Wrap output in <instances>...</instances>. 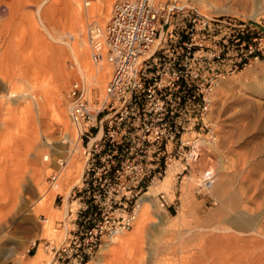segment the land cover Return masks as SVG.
Returning <instances> with one entry per match:
<instances>
[{
	"label": "rangeland",
	"instance_id": "obj_1",
	"mask_svg": "<svg viewBox=\"0 0 264 264\" xmlns=\"http://www.w3.org/2000/svg\"><path fill=\"white\" fill-rule=\"evenodd\" d=\"M41 1L0 0V95L7 94L12 88L17 92L16 96L3 98L4 103H9L11 108H14L12 113V110L7 113L5 109L0 108V119L9 118L8 120L11 123L7 128L8 132L5 130L6 133L10 132V134L3 132V136L0 130V141L1 139L2 142L4 141L3 143L0 142L3 145L2 150L0 144V190L3 185L9 184L16 178L18 179V176H29L32 168L36 165L43 167L42 191L52 189L50 175L57 167V159L65 156L68 148V144L62 142V136L67 133L70 139L73 134L76 137L74 127L69 120L68 110L65 112L66 120L64 124L57 123L53 114L54 111L49 110L44 118L47 125L42 123L40 126L34 123L31 113L26 109V107L32 109L30 99L25 96L30 89L21 83L20 74L28 73L30 76L37 77L38 79L36 78L35 82L45 86L44 88L47 91L50 90L49 93L52 95L51 91L53 92L54 87L57 86L56 77L58 72L64 71L67 73L69 78L62 86L66 106L69 105L66 96L67 89L71 82L77 80L74 76H71L74 64L68 51L58 43H54L45 34L38 22L39 20H37L35 11ZM84 1L87 0H77V6L82 11L86 9L83 4ZM99 1L104 2L106 5L109 4L110 15L114 0ZM176 1L179 3L186 1L188 6L185 7L194 6L207 16L249 20L264 28V12L259 11L260 13L257 15L249 17L242 15L247 11L252 14V11L260 7L261 0ZM49 2V5H53L57 9L55 13L57 20H63L64 1L49 0ZM41 14L44 24L50 25L53 21L50 14L45 13L44 8ZM84 19L81 23L82 36L89 42L86 23L94 20V18ZM61 27H64L63 31L65 32H72L73 30L69 26L63 25ZM52 47H54V51L51 50ZM57 47L61 48L58 50ZM91 50L92 48L89 49L88 61L92 64ZM220 79L229 80L231 82L229 88H225L222 94L219 93L220 95H209L208 110L203 114V120L200 118L197 120V135L191 133L186 136L190 141H195L199 137L203 139L206 137L211 140V133H213L216 148L200 146V154L196 164L190 162L187 170L184 171H181L184 166L183 161L177 158L171 159L168 171L172 172L175 178L171 188L172 195L159 189L157 194L148 197L151 200L152 208L146 231L139 243L130 246L129 252H124L123 264H138L140 255V264H163L167 255L175 257L174 260L177 261V264H185V262L186 264H264V232H262L264 226H261V224L264 225V56L259 57L257 60L252 59L240 70L217 80ZM103 95L99 93L97 98H89L90 107L95 108ZM199 111L197 108V114H199ZM74 152L66 165L59 170L61 174L66 171V178L62 179L58 174L56 182L60 185L65 184L62 185L63 190L53 196L51 205L48 208L40 206L36 211H33L38 194L22 192L21 201L16 207L10 209L8 206L4 209H10L11 214L18 220H24V227L18 232L10 230L7 234L12 238L6 245L9 255L8 257H6L7 255H0V264H44L50 259L51 247L56 248L67 243L74 234L78 222L77 209L80 206L77 190L81 186V180L70 188L67 199H65V187L84 163L83 149L80 147L79 150ZM43 154H47L48 160L42 158ZM210 166L214 170V177H217L219 170L224 172L222 191L218 196L198 192L197 190L196 179ZM185 175H190L193 178L189 185L191 210L185 223L176 225V223H172L171 216L177 214L180 210L181 186L184 183ZM158 179L163 178H156L154 180L155 184L152 182L138 188L139 192L136 199H139L150 186L159 183L160 180ZM196 190L198 193H196ZM219 196L225 204H228L227 207L229 208L224 212H222L223 210L220 211L222 214L219 213V210H215L218 211L217 213L214 212V208L217 205L219 206ZM67 202L70 211L69 215H64L63 209ZM232 208L234 211L236 210L237 215H240L239 219L235 218L237 215ZM223 213L226 214V217L222 216ZM208 214H214L217 217L207 220L206 225H214L220 220V222L222 221L221 224L228 226L230 230L219 231L218 233L207 231L203 239L196 235L197 238L194 237L186 241L173 240L175 243L170 248L171 251L164 250L165 240L170 241L171 239L162 238L160 234L162 231L197 229V217L204 220L206 216H209ZM243 215L247 216L246 220ZM46 218L51 219V226L47 231L45 228H41ZM215 218L218 219L215 220ZM228 218H234L238 221V224L237 222H231V224L225 222ZM65 223L67 224L66 231H64ZM133 224L124 233L132 232ZM221 224L217 223L216 225ZM258 225L259 228H257ZM259 229L262 232V234H259L261 236L258 235L260 233ZM32 238H35L34 244H30ZM227 239L229 240L227 241ZM108 241L105 239L101 242L96 254L91 258L92 264H102L99 259L102 253L105 252L103 246L110 243ZM39 253L43 255L40 256ZM183 253L184 258H182ZM185 257H188V260ZM104 259L102 261L104 264H111L108 261L109 257ZM181 260L187 261L182 262ZM178 261L181 262L178 263Z\"/></svg>",
	"mask_w": 264,
	"mask_h": 264
},
{
	"label": "built area",
	"instance_id": "obj_2",
	"mask_svg": "<svg viewBox=\"0 0 264 264\" xmlns=\"http://www.w3.org/2000/svg\"><path fill=\"white\" fill-rule=\"evenodd\" d=\"M89 28L91 60L99 62L105 48L112 72L95 108L78 80L67 89L84 154L80 206L74 234L51 247L49 264H87L103 240L130 229L138 188L163 177L172 158L183 161L181 171L197 159L196 140L186 136L197 135L215 81L264 56L261 26L176 0H114L104 35ZM62 142L68 148L50 181L74 154L69 134Z\"/></svg>",
	"mask_w": 264,
	"mask_h": 264
},
{
	"label": "bare ground",
	"instance_id": "obj_3",
	"mask_svg": "<svg viewBox=\"0 0 264 264\" xmlns=\"http://www.w3.org/2000/svg\"><path fill=\"white\" fill-rule=\"evenodd\" d=\"M58 1L60 2V0H58ZM63 1H64L63 20H57V18L55 16L57 9L55 6L48 4V3H50L49 0H42L40 2V4L37 5L36 11H35L37 20H39L38 22L41 25V28L43 29L45 34L54 43H56V44L58 43L59 45L63 46L64 47L63 49L67 50L68 53L70 54L71 59L73 60V64H74L71 76H74L81 83L83 96L87 100H89V98H97L99 93H100V95L104 94L105 82H107V78L109 77V75L111 73L112 64L108 58V54H107L105 48H103L101 50L102 58L99 62L94 63L92 61L93 63L91 64L90 61H88L89 60L88 59L89 49L91 48V47L89 48V46H91V45H90V42H87L85 40V38L82 36L81 23L83 22V20H85L84 18H86V19L90 18V17L94 18V20L86 23V32L88 31L87 27L89 28L91 26L94 30L93 34H95L97 37L103 36L104 31H105V27H106L105 23H107V21L109 19L108 18L109 17V4L106 5L104 2L99 1V0L84 1L83 4H84V7H86V9L84 11H82V9L80 10L77 6V0H63ZM179 5H181L182 7L188 6L186 1L179 3ZM43 8H44L45 13H49L50 16L52 17L53 21H52V23H50V25H45L44 22L42 21L41 11ZM259 11L264 12V0H261L260 7H258L257 10L252 11L253 12L252 14L247 11L246 13L244 12L242 15L248 16V17L254 16V15H257L258 13H260ZM63 25L73 28L72 32L71 31L70 32L63 31L64 27L63 28L61 27ZM89 29H91V28H89ZM57 48L59 50V48H61V47H57ZM51 50L54 51V47H52ZM90 53H92V50ZM90 57H91V54H90ZM25 72H27V71H25ZM68 76L69 75L67 73H65L64 71L58 72L57 77H56L57 86L56 87L53 86L54 91L53 92L51 91V93H52V95H51L49 93L50 90L47 91V89L44 88L45 86H42V85L37 84L35 82L37 77L30 76L28 73L20 74L19 79L21 80V83L28 86V88L30 89V91L28 93H26L25 96L30 99V102L32 104V109H30L28 107H26V109H27V111H29L31 113L30 115H32L31 117L34 120V123H37L40 126L42 125V123L47 125L44 118H45V116L49 110L54 111L53 114L55 116V120L57 123H59V124L65 123V120H66V118H65L66 113L65 112H66V110L69 111L70 105L66 106V104L64 102L63 93H62V86L66 82V79L69 78ZM221 78H223V77H221ZM230 83L231 82L227 79H220V80L215 81V84H214L215 86L212 87L210 95H214V94L220 95L219 93L222 94V92L225 88H227V87L229 88ZM50 85H51V83H50ZM52 90H53V88H52ZM16 95H17V92L15 89L13 90V88L10 91H8L7 94L0 95V108L5 109L7 111V113H10V111L12 110L11 111V113H12L14 108H11L9 103H4L5 101H3V98H5V97L9 98V97H13ZM6 100H8V99H6ZM8 119H5V118L0 119V130L2 131V135H3V132H5V130H7V128L11 124L10 120H8ZM74 131H75V129H74ZM7 132H8V130H7ZM74 133H76V132H74ZM6 134H10V132L6 133ZM213 135L214 134L211 133V140H209L206 137H205V139H203L202 137L201 138L199 137V139H197L194 142V144L197 148V159L195 161H193V164L194 163L196 164V162L198 160V157L200 154L199 153V147L200 146L204 147V148L205 147L206 148L207 147L213 148V149L216 148L215 137H214L215 135L214 136ZM46 139L48 140V138H46ZM0 142L3 143L4 141L2 142V139H1ZM70 142L73 143L72 147L74 148V151H77L80 149V144H79V141H77L75 134H73V137L70 139ZM1 147L3 150L2 144H1ZM42 158L44 160H48L49 157L47 156V154H43ZM83 165H84V163H83ZM168 170L169 169H167V171H166L167 174L165 173V175L162 177L163 179H161V180L158 179V180H160L159 183H157L156 185L150 186L148 188V190L145 191L143 193V195L141 197H139V199H137V202H136L137 205L135 207V220H134L135 222H133L134 224H133L132 232L129 231V233L128 232L124 233V231H122V232L112 236L108 241L110 243L105 244L103 246V250H105V252L103 251L104 253H102V256H100V259H99L100 263L104 264L102 262L103 259L105 257L106 258L109 257L108 261L111 264L112 263L123 264L122 262L125 259L124 258V252L125 251L129 252L130 246L135 245V244L140 242L141 238L144 235L143 233H145V231H146L147 222L149 221V219L151 217L150 214H151L152 203L148 197L150 195L157 194L159 192L158 191L159 189H160V191H162V190L167 191L168 193H170L172 195L171 188L174 184L175 178L173 176V173L168 171ZM206 171H208L211 174V177L209 179L205 178V172ZM213 171L214 170L212 169V166H210L207 170H204L202 172V175L198 179H196V185H197L198 192L211 193L214 196H218L221 193V191H222V177L224 176V172L219 170L217 177H214ZM82 172H83V166L79 168L77 174L73 177V179L65 187L66 188L65 189V199H67L69 196L70 188L80 182ZM58 174H59V177H61L62 179L66 178L65 177L66 171L63 174H61V173H58ZM56 180L50 181V183H51L50 186L52 187V189H50L49 191H42L43 187L41 185H43V181H44V179H43V167H41L40 165H36L32 168V172L29 176L26 177V175H21V176H18V179L16 178V180L11 181L7 185H3L4 183L2 184L3 187L0 190V255L1 256L7 255L6 257H8V255H9V253H7L8 249L6 248V245L12 239L7 235L9 233V231L12 230L14 232H16V231L18 232L19 230H21L24 227V220H22V219L18 220L10 212V209H12L13 207H16L17 204L19 203V201H21V193L22 192H32V193L34 192V193L38 194L37 200L34 203L35 206L32 209L33 211H36L38 209V207H40V206L42 208H48L51 205V200L53 199V196L56 193H60L61 190H63L62 185L65 184V183H63L60 185L58 182H56ZM191 180H193V178L190 175L184 176V183L181 186L180 210L178 211L177 214L171 216V220L173 221L172 223H176V225L177 224L183 225V223H185L186 218L189 215V212L191 210L190 199H189L190 198L189 185H190ZM154 182L155 181H153V183ZM218 200H219V206L217 205V207L214 208V212L215 213L218 212L215 210H219V213L222 210H223L222 212H224V210H226L228 208L227 207L228 204L227 203L225 204L223 202V199L220 196L218 197ZM22 201H23V199H22ZM8 206L10 207V209L4 210ZM232 210H233V208H232ZM69 211H70V206H69V203L67 202L65 204L64 209H63V214L69 215ZM222 212L220 214H222ZM234 212L236 214V210ZM214 214H208L209 216H206V218L204 220L200 219V217H197V222H198L197 229L187 228L184 230L173 229V230L162 231L160 233L162 238H170L171 239L170 241L165 240L164 250H166V251L170 250V248L175 243V241H173V240H176L179 242L181 240L186 241V240H190V239L194 238L196 235H197V237H200L203 239V236L207 233V231L218 233L219 231L230 230V228L228 226L222 225L221 224L222 221L220 222V220H218L219 222H217V223H220L221 225H216L217 223H214V225H206L207 220H211L212 218L217 217ZM136 216H137V218H136ZM222 216L226 217V214H224ZM244 217L246 220L247 216H244ZM219 218H220V216H219ZM235 218L239 219L240 215L235 216ZM216 219H218V218H215V220ZM221 219H223V218H221ZM228 219L227 220L225 219L226 221L225 220L224 221L228 222V223L230 222V224H231V222H237V224H238V221H236L234 218L233 219L228 218ZM232 224H234V223H232ZM50 226H51V219L46 218L45 223L42 224L41 228L42 229L45 228L47 231V230H49ZM235 226H236V223H235ZM261 226H264V225L261 224ZM257 228H259V225ZM66 230H67V224L65 223L64 224V231H66ZM262 232H264V231H262ZM262 232L260 230V233H258V235L262 234ZM214 234H213V236H214ZM259 236H261V235H259ZM197 237H195V238H197ZM219 239H221V238H219ZM228 240L229 239H227V241ZM239 240H240V238H239ZM245 240H246V238H245ZM209 241H210V239H209ZM229 242H231V241H229ZM34 243H35V238H32L30 240V244H34ZM203 243H204V241H203ZM210 244H212V243H210ZM180 248H181V246H180ZM173 251H175V250L173 249ZM39 255L42 256L43 254L41 255L39 253ZM184 256L185 255L183 253L182 258H184ZM178 257L180 258V256H178ZM51 258H52V256H50V259L48 261L44 262V264H49L51 261ZM174 259H175V257L173 258L170 255L169 256L167 255V257L163 261V264H177V261ZM187 260H184V261L181 260V261L185 262ZM140 261H141V255L138 258V264H140ZM180 262L178 261V263H180ZM87 264H92L91 260L89 262H87ZM180 264H182V263H180ZM185 264H186V262H185Z\"/></svg>",
	"mask_w": 264,
	"mask_h": 264
}]
</instances>
